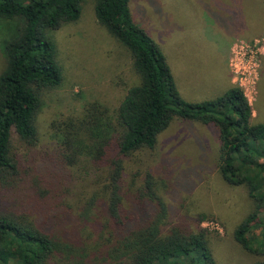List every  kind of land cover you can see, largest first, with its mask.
I'll list each match as a JSON object with an SVG mask.
<instances>
[{"label":"trees","instance_id":"obj_1","mask_svg":"<svg viewBox=\"0 0 264 264\" xmlns=\"http://www.w3.org/2000/svg\"><path fill=\"white\" fill-rule=\"evenodd\" d=\"M87 0H0L13 24L2 42L0 73V264H216L199 215L171 222L167 182L145 172L126 182V160L155 149L174 119L213 126L216 170L252 201L233 237L264 256V123L238 85L185 101L160 47L133 19L130 0H93L95 20L130 55L136 81L118 107H84L50 126L53 151L29 162L42 97L62 83L51 33L76 22ZM164 181V182H163ZM253 264H264V259Z\"/></svg>","mask_w":264,"mask_h":264},{"label":"rangeland","instance_id":"obj_2","mask_svg":"<svg viewBox=\"0 0 264 264\" xmlns=\"http://www.w3.org/2000/svg\"><path fill=\"white\" fill-rule=\"evenodd\" d=\"M93 0L83 3L79 19L51 33L62 83L42 97L35 119L38 144L26 158L40 159L55 149L53 122L74 120L84 107L99 103L109 112L136 81L131 58L97 24ZM134 21L163 52L177 89L187 102L213 99L229 87L244 91L254 115L264 123V0H130ZM13 24L0 19L1 45ZM219 149L213 126L174 119L152 151L126 160V182L145 172L167 182L162 194L171 222L194 226L199 215L211 237L216 264H253L264 256L239 245L233 233L253 207L242 186L227 185L216 170ZM164 182V181H163Z\"/></svg>","mask_w":264,"mask_h":264},{"label":"crops","instance_id":"obj_3","mask_svg":"<svg viewBox=\"0 0 264 264\" xmlns=\"http://www.w3.org/2000/svg\"><path fill=\"white\" fill-rule=\"evenodd\" d=\"M231 82L229 81V84H230ZM252 115H253V112H252ZM253 117H254V115H253Z\"/></svg>","mask_w":264,"mask_h":264}]
</instances>
